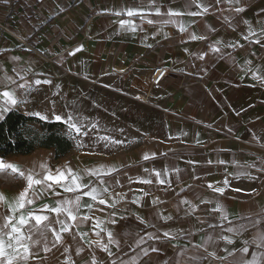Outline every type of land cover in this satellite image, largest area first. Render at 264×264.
I'll return each mask as SVG.
<instances>
[{"label": "crops", "instance_id": "crops-1", "mask_svg": "<svg viewBox=\"0 0 264 264\" xmlns=\"http://www.w3.org/2000/svg\"><path fill=\"white\" fill-rule=\"evenodd\" d=\"M128 10L145 15L129 17ZM169 10L180 15L168 16ZM122 20L135 31L122 28ZM193 34L204 39L193 41ZM156 66L168 76L149 97ZM6 77L26 87L0 84V92L15 89L18 100L4 117L40 113L49 122L71 114L81 134H70L65 124L73 147L61 158L52 148L0 158L25 175L41 173L42 166L71 168L83 183L99 187L103 180L109 189L105 205L82 197L93 210L82 207L80 214L93 218L62 233L59 243L51 231L60 227L57 214L38 210L82 193L55 188L17 212L36 209L49 217L33 230L32 240L40 243L28 242L34 254L28 264H232L253 256L264 264V247L252 243L264 231V150L250 145H264V0H0V81ZM101 166L116 171L86 175ZM26 187V179L0 171V224ZM220 187L222 195L213 190ZM218 206L226 220L213 211ZM97 218L105 229L99 237ZM253 220L257 227L227 231ZM108 231L117 243L108 244ZM225 249L234 255L218 259L227 256Z\"/></svg>", "mask_w": 264, "mask_h": 264}, {"label": "snow or ice", "instance_id": "snow-or-ice-1", "mask_svg": "<svg viewBox=\"0 0 264 264\" xmlns=\"http://www.w3.org/2000/svg\"><path fill=\"white\" fill-rule=\"evenodd\" d=\"M237 12L243 11L242 8H236ZM204 12H207L208 9L204 8ZM152 13H148V15H151ZM156 15H161L159 10L157 9L155 12ZM168 16H176L180 15L178 12H173L169 10L166 13ZM199 12H192L189 13V15H200ZM117 15H120V13H117ZM127 16H141L144 17L145 13L128 10L126 13ZM173 22L171 20L165 21V23ZM148 23H153V21L149 20ZM121 27L124 28L125 25H128V30L135 31L136 26L131 21H120ZM181 31H184L185 29L181 27ZM190 39L195 41L197 39H204V37H197L196 35H191ZM247 39V37H245ZM256 43H259V41H256ZM151 45H149L150 47ZM81 49H76V51H80ZM215 51L219 52V48L214 49ZM74 54V53H73ZM203 59V56L200 57ZM22 79V78H21ZM36 84L42 83L41 81L37 80L35 82ZM43 83H51L50 81H43ZM0 84H3L4 87H7L8 85H16L18 88H25L26 85L24 83L17 84L15 80H13L10 77H6L5 81H0ZM15 89L12 91H3L0 92V97L4 98V102L2 106H0V120L4 119V114L7 113L11 107H15L18 104V100L15 97ZM25 101L21 100L19 103H24ZM37 117H39L41 120H47L48 118L46 116H42L40 113H34ZM56 121L64 122L69 129V133L71 134L73 130L76 134H81V128L77 127V125L73 122V118L71 114L68 115L67 120H64L63 117L57 115L54 117ZM95 127V125H93ZM82 135H88L87 132L82 133ZM99 139L108 141V143H123V141H114L111 140L109 137H100ZM149 157L145 155L144 159H148ZM3 170H10L12 174L18 175L20 178H24L27 180V187L19 194V196L16 198L15 203L11 206L12 215H9L6 217L3 224H0V264H28L29 259L33 258V253L31 251V245L28 243L31 241L32 244H38L40 243V240H32V235L34 234V229L40 224H42L45 221L49 220V217L47 215L43 214H36V209H30L27 213V215L23 214V212H20L19 215H16L17 212L20 210L25 209L26 205H32L35 200L39 199L41 195L47 194L50 190H53L55 188L62 189L65 193H82L81 195L75 196L74 199H62L57 202V205L55 207L49 208L48 206H45L44 208L39 209L38 211L40 213H44L46 211L54 212L57 214V220L56 223L60 225L59 229L52 228L51 231L54 233L56 237V242L59 243L62 240V233L70 232L73 227H76L77 230L79 229V226L82 224H85L89 220H91L93 217L90 215H81L80 210L82 207L87 208L89 212L93 210V203H87L82 204L81 200L82 197H88L92 202H96L100 205H105L108 203V201L104 198L105 194H109V189L107 187H104V181L100 180V186H92L90 183H83L84 177L81 176L79 173L73 172L71 168H67L65 170H61L60 168H57L55 172H53L51 169L47 168L46 166H42V172L37 173L33 175L32 173H29L25 175L24 171L19 170L15 165L11 163H6L2 158H0V171ZM116 171L115 168H107L105 169L103 166L100 168L92 169L90 171L86 172V175L95 176L97 178L103 176V175H110L112 172ZM156 175L159 177L160 173L156 172ZM141 183L150 184L151 180H142L139 181ZM161 184L165 183L164 180L159 181ZM227 180H225V185H227ZM209 188H212V185H208ZM87 189V191H84ZM214 191L220 193L221 195L224 193L225 188H215ZM55 196H59L60 192L53 191L52 193ZM144 195H147V193H144ZM0 200H3L2 194H0ZM135 203L139 202V198L134 201ZM153 203H156V201H153ZM184 203H188L187 201H184ZM113 206V205H110ZM102 211V209H100ZM213 211H221V218L227 219V213L222 210L219 206L216 209H213ZM63 216V218H61ZM163 219L170 220L171 217H162ZM34 222V223H32ZM115 223V221H112ZM103 221L99 220V218L96 219V223L93 226V231L95 232V235L97 237L100 236L101 231H105L101 227V224ZM258 221H250L248 225H243L241 228H232L229 227L227 229L228 232L233 233H239L240 231L247 230L249 227H257ZM29 225H31L29 227ZM28 227L27 233L25 232V228ZM47 228L48 225H45ZM96 229H99V231H96ZM81 238L88 235L87 232L80 233ZM164 235L167 237L169 236V233L165 232ZM41 239H46L43 232H40ZM108 237V244H115L117 243L112 236V232H107ZM151 238V237H150ZM221 239L225 240L228 244H232L233 240L227 236H222ZM143 242V237H141L139 240H137V246ZM93 243H96L98 247H100L103 251L107 252L108 255L111 257L113 254L108 249V245L104 244L102 240L93 241ZM247 243V242H245ZM252 243H256L258 247H264V231L260 232L252 241ZM49 250V249H45ZM68 250L67 248L65 249ZM153 251H158L157 249H152ZM82 251V249H78L79 252ZM249 251L248 247L243 248V252L247 253ZM225 252H227V256L225 257H217L218 259L227 260L228 256L234 255L231 252H228L227 249H225ZM144 254L147 255V250H144ZM213 256H215V253H212ZM256 257L253 256V260L250 262L244 261L242 258L240 259H234L232 261V264H255ZM93 264H95V261H93ZM112 264H115V261L112 262Z\"/></svg>", "mask_w": 264, "mask_h": 264}, {"label": "trees", "instance_id": "trees-1", "mask_svg": "<svg viewBox=\"0 0 264 264\" xmlns=\"http://www.w3.org/2000/svg\"><path fill=\"white\" fill-rule=\"evenodd\" d=\"M65 126L11 111L0 122V156L29 155L39 148H52L61 158L73 147L71 138L63 134Z\"/></svg>", "mask_w": 264, "mask_h": 264}, {"label": "built area", "instance_id": "built-area-1", "mask_svg": "<svg viewBox=\"0 0 264 264\" xmlns=\"http://www.w3.org/2000/svg\"><path fill=\"white\" fill-rule=\"evenodd\" d=\"M1 27L4 29L5 32H7L9 34H12V35H15L12 32V29L11 28H6V27H3V26H1ZM16 37L23 44H26V42L24 41V39L21 38L19 35H16ZM167 76H168V69L165 68L164 66H156L153 69L152 77H151V87H150L151 92L148 95L149 97H153V91H155L156 89H158L160 87V85L162 84V81ZM250 145L255 146V147H258V148H262L264 150V145H261V144L260 145H257V144H254V143H250Z\"/></svg>", "mask_w": 264, "mask_h": 264}]
</instances>
